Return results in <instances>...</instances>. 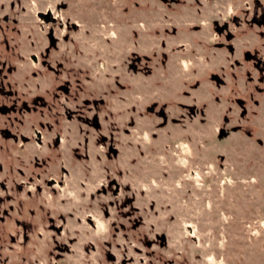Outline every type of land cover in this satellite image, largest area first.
Segmentation results:
<instances>
[{"label": "rangeland", "instance_id": "1", "mask_svg": "<svg viewBox=\"0 0 264 264\" xmlns=\"http://www.w3.org/2000/svg\"><path fill=\"white\" fill-rule=\"evenodd\" d=\"M11 1L0 0V19L19 20L0 29V77L16 96H0V106L43 98L52 108L0 111V264H264V104L249 113L255 138L232 136L228 149L213 143L214 122L189 134L160 129L144 110L150 92L138 98L113 84L118 52L109 56L104 36L119 31L124 0L75 1L63 17L78 33L50 50L57 72L40 63L47 44L36 17L29 31ZM65 81L68 96L58 90ZM95 112L100 130L86 123Z\"/></svg>", "mask_w": 264, "mask_h": 264}, {"label": "flooded vegetation", "instance_id": "2", "mask_svg": "<svg viewBox=\"0 0 264 264\" xmlns=\"http://www.w3.org/2000/svg\"><path fill=\"white\" fill-rule=\"evenodd\" d=\"M75 1L10 2L11 12L21 8L30 18L29 31L34 26L31 19L36 17L47 44L40 63L52 72L63 64L56 60L53 67L50 50L60 49L61 40L69 41L70 35L79 31L78 24L69 17L64 21L63 17ZM155 1L161 2L166 10H144L142 0H124L119 31L108 30L104 36L109 56L118 52V61L109 63L119 70L113 79L114 86L125 93L135 91L138 98L145 91L150 92L152 99L144 110L156 117L160 129L178 127L189 134L192 127L198 129L214 122L213 143L223 149L229 148L232 136L254 139L257 128L249 113L254 114L255 108L264 104V0ZM89 6L94 7L91 3ZM176 6L182 8L173 9ZM2 17L0 29L9 28L10 22L13 26L19 22L15 18L10 20L8 15ZM33 61L37 62L36 56ZM242 81L247 87H241ZM58 90L68 96L71 82L65 81ZM0 96L6 99L16 96L7 76L0 77ZM92 104L95 109L97 101ZM38 107L52 108L47 100L34 98L30 106L23 102L17 107L13 102L8 107L0 106V111L29 112ZM67 118L71 119L69 115ZM101 119V114L95 112L86 123L100 130ZM258 142L262 145V141ZM198 157L191 156L189 165L198 167L201 161ZM215 160L224 167V155L216 154ZM201 166L206 168V164ZM192 173L198 176L195 171ZM175 185V190L182 188L177 182ZM108 188L114 195L120 194L121 187L116 181H110ZM153 202L155 199L149 202L150 209ZM133 203V199L123 196L122 206Z\"/></svg>", "mask_w": 264, "mask_h": 264}, {"label": "water", "instance_id": "3", "mask_svg": "<svg viewBox=\"0 0 264 264\" xmlns=\"http://www.w3.org/2000/svg\"><path fill=\"white\" fill-rule=\"evenodd\" d=\"M254 132V129H252V133ZM227 136V135H226Z\"/></svg>", "mask_w": 264, "mask_h": 264}]
</instances>
